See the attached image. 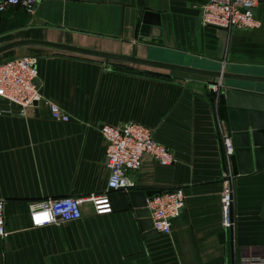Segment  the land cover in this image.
<instances>
[{"label": "crops", "instance_id": "0c3cea01", "mask_svg": "<svg viewBox=\"0 0 264 264\" xmlns=\"http://www.w3.org/2000/svg\"><path fill=\"white\" fill-rule=\"evenodd\" d=\"M204 2L40 0L32 13L10 6L0 12V46L44 40L264 76V0L255 10L260 27L227 32L223 53L217 28L200 22ZM145 12L155 20L158 16L162 43L139 39ZM152 27L150 33H157ZM25 55L36 58L43 98L70 119L53 120L42 101L23 112L12 105V113L0 115L6 228L0 264H234L246 253L264 250V166L233 176L234 224L229 229L222 225L221 180L232 163L223 159L218 132L223 120L207 86L210 78L38 44L3 51L0 63ZM225 88L264 96L259 90L264 83L227 79ZM129 121L148 128L173 154L170 165L144 154L141 167L127 172L132 189L155 194L183 189L184 207L171 220L170 233H148L130 190L121 189L108 192V214H95L92 204L84 202L79 219L33 227L32 202L106 189V141L99 129Z\"/></svg>", "mask_w": 264, "mask_h": 264}, {"label": "built area", "instance_id": "2783aa9c", "mask_svg": "<svg viewBox=\"0 0 264 264\" xmlns=\"http://www.w3.org/2000/svg\"><path fill=\"white\" fill-rule=\"evenodd\" d=\"M40 0H0V12L10 6L19 5L26 12L32 13ZM259 0H205L200 8V22L204 26H213L226 32L232 30L254 29L261 23L253 13ZM36 58L19 56L0 63V115L12 113L11 106L19 111L31 107L35 102L48 105L50 115L56 121H69L70 116L56 103L43 98L36 84ZM208 89L213 100L217 101L223 87L222 78L209 79ZM100 134L106 141V165L109 169L106 189L83 197L60 196L44 198L30 204L29 218L33 227L49 224H61L82 217V204L90 202L95 214H108L112 211L108 192L111 190H131L133 181L128 171L138 170L142 157L148 154L161 165L174 162L171 151L156 142L151 131L134 121L119 126L102 125ZM218 132L222 144L223 159L231 161L233 154L231 137L223 121H218ZM233 173L225 169L221 180L220 207L222 225L232 228L234 203ZM185 201L182 188L160 191L147 199L146 207L152 228L159 233L171 231V220L180 216ZM5 200L0 199V238L6 235ZM234 264H264V250H257L242 255Z\"/></svg>", "mask_w": 264, "mask_h": 264}, {"label": "water", "instance_id": "95a60500", "mask_svg": "<svg viewBox=\"0 0 264 264\" xmlns=\"http://www.w3.org/2000/svg\"><path fill=\"white\" fill-rule=\"evenodd\" d=\"M255 10L256 9H253L254 14ZM155 17H157V20L153 18V14L151 12L144 13L140 27V40L158 44L162 43L158 16L156 15ZM150 26H153L152 29L154 31L157 30L158 32L151 34ZM217 30L220 38L218 49L220 53H223L227 39V32L219 28H217ZM33 44L47 45L77 54L95 56L102 58L106 62L111 60L130 62L172 71L203 75L212 80L216 78H222V80L230 79L253 82L257 84L264 83L263 75L230 72L225 69L211 70L196 66L181 65L164 62L161 60L142 58L135 56L134 52L130 55H124L59 44L44 40L27 39L11 41L0 46V53L14 47ZM219 56L221 57L222 54ZM35 81L38 85L37 78ZM259 90L264 91V89ZM217 104L218 112L220 113L219 118L225 121L231 137L232 146L234 148L233 154L230 156L233 175L247 173L253 168H260L264 166V162H262V160L260 161V159L264 157V96L254 93L241 92L231 88H225L220 92L217 99ZM252 156L254 159V164L252 162ZM154 194L155 192L153 190L131 189L129 191L132 205L137 208L136 213L142 217V226L144 229L149 230L148 233L157 232L152 228V222L149 218V211L146 207L147 199Z\"/></svg>", "mask_w": 264, "mask_h": 264}]
</instances>
